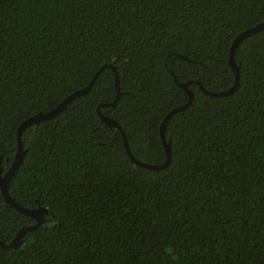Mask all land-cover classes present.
<instances>
[{
  "label": "trees",
  "instance_id": "obj_1",
  "mask_svg": "<svg viewBox=\"0 0 264 264\" xmlns=\"http://www.w3.org/2000/svg\"><path fill=\"white\" fill-rule=\"evenodd\" d=\"M264 0H0V158L15 160L19 126L87 87L58 116L29 126L10 181L26 209L49 210L0 264H264ZM174 74V75H173ZM172 148L164 164L160 127ZM35 220L0 189V240Z\"/></svg>",
  "mask_w": 264,
  "mask_h": 264
},
{
  "label": "water",
  "instance_id": "obj_2",
  "mask_svg": "<svg viewBox=\"0 0 264 264\" xmlns=\"http://www.w3.org/2000/svg\"><path fill=\"white\" fill-rule=\"evenodd\" d=\"M262 30H264V22L256 25L255 27H252L250 29L245 30L244 32L240 33L234 39V41L231 45V48H230V55H229V60H228L230 68L235 72V83L231 89H229L228 91H225V92L214 93V92L207 91L200 82H196L199 85L200 90L202 92L206 93L207 95L213 96V97H223V96H228V95L233 94L237 90V88L239 87V84H240V71H239V68L237 67L236 62H235L236 50H237L238 46L246 38H248L254 34H257V33L261 32ZM105 69H111L116 76L115 85H116L117 96H116L115 100L113 101V103L108 105V106H116L120 100V97H121L120 79H119V75H118L116 68L113 65L107 64V65L103 66L96 73V75L94 76V78L92 79V81L90 82V84L87 87H85L81 90H78L75 93H73L72 95H70L57 108L53 109L52 111L47 112V113H39L33 117H30L29 119L24 121L19 126L18 131H17V146L18 147H17L16 157H15V160L12 163L10 169L6 173H4V169H3L2 164H1L2 159L0 158V189H1V192H2L6 202L8 204H10L12 207H14L18 212H20V213H22L28 217H31L32 219L35 220V225L21 229L20 232L16 235V237L13 239V241L10 244H6L2 240H0V247H2L4 249L20 248L24 244L23 237L27 233L33 232L38 227L43 225L45 223L44 215L49 213L48 209L42 208V207H40L38 209H26V208L22 207L20 204H18L12 198V196L10 194V181H11L12 177L16 174V172L19 169V167L21 166V164L23 163L25 155H26V150L24 149V145H23V134H24V132L31 125L39 124L43 121H47L49 119L55 118L56 116H58L61 112H63L66 109L67 105L71 101L75 100L76 98H80V97L86 95L87 93H89L91 91L92 87L94 86V84L96 83L98 77L100 76L102 71ZM174 79L177 82V84L188 94L189 101L187 102V104H185L181 107H177V108L173 109L172 111H170L167 114V116L165 117L163 123L161 124L160 138H161V143L163 145V148H164V151L166 154V161L164 164H151V163L143 162V161H140L139 159H137L131 152V149H130V146H129V143L127 140V136L124 133L121 125L117 121L113 120L112 118L104 116L101 113L100 109H98V113H99L102 121L106 125L111 126V127H116L119 129V131L121 132L123 139H124V146H125L127 155L131 159V161L138 167L145 168L148 170H153V171H159V170L167 169L169 167V165L171 164V161H172L171 143H170V141H167L166 135H165V128H166L167 122L174 114L187 109L192 104L193 99H194V94L189 89L188 83H179L175 76H174Z\"/></svg>",
  "mask_w": 264,
  "mask_h": 264
}]
</instances>
